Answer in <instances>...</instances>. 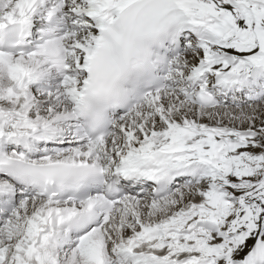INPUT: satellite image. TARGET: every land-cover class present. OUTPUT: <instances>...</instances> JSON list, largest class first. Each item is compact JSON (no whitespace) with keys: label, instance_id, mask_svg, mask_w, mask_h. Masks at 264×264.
Here are the masks:
<instances>
[{"label":"snow or ice","instance_id":"snow-or-ice-1","mask_svg":"<svg viewBox=\"0 0 264 264\" xmlns=\"http://www.w3.org/2000/svg\"><path fill=\"white\" fill-rule=\"evenodd\" d=\"M0 264H264V0H0Z\"/></svg>","mask_w":264,"mask_h":264}]
</instances>
